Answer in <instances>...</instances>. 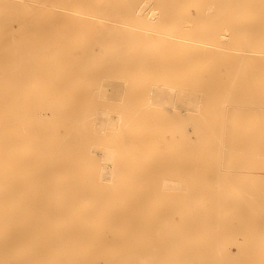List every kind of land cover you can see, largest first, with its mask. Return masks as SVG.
<instances>
[{"label": "bare ground", "instance_id": "bare-ground-1", "mask_svg": "<svg viewBox=\"0 0 264 264\" xmlns=\"http://www.w3.org/2000/svg\"><path fill=\"white\" fill-rule=\"evenodd\" d=\"M0 264H264V0H0Z\"/></svg>", "mask_w": 264, "mask_h": 264}, {"label": "rangeland", "instance_id": "rangeland-1", "mask_svg": "<svg viewBox=\"0 0 264 264\" xmlns=\"http://www.w3.org/2000/svg\"><path fill=\"white\" fill-rule=\"evenodd\" d=\"M113 119H115V118H113Z\"/></svg>", "mask_w": 264, "mask_h": 264}]
</instances>
